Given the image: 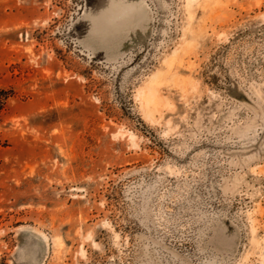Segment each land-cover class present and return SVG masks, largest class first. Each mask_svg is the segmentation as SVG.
I'll use <instances>...</instances> for the list:
<instances>
[{
	"label": "rangeland",
	"instance_id": "374dc122",
	"mask_svg": "<svg viewBox=\"0 0 264 264\" xmlns=\"http://www.w3.org/2000/svg\"><path fill=\"white\" fill-rule=\"evenodd\" d=\"M0 264H264V0H0Z\"/></svg>",
	"mask_w": 264,
	"mask_h": 264
},
{
	"label": "bare ground",
	"instance_id": "6f19581e",
	"mask_svg": "<svg viewBox=\"0 0 264 264\" xmlns=\"http://www.w3.org/2000/svg\"><path fill=\"white\" fill-rule=\"evenodd\" d=\"M193 1V0H191ZM114 6V5H113ZM115 10V11H113ZM113 10H110L108 13V19L106 22H108V24H112V23H115L116 21L118 20H121V19H124V18H130V16L133 14V10H134V7L132 6H125V7H122V9H118L115 8ZM140 95L141 97H143V99L146 101L147 104L150 105V103H154L155 101L153 100V97H155V91L153 88H148V89H145V90H141L140 91ZM147 105V106H149Z\"/></svg>",
	"mask_w": 264,
	"mask_h": 264
}]
</instances>
